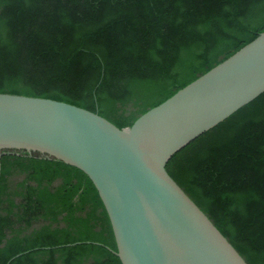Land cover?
<instances>
[{"label": "trees", "instance_id": "1", "mask_svg": "<svg viewBox=\"0 0 264 264\" xmlns=\"http://www.w3.org/2000/svg\"><path fill=\"white\" fill-rule=\"evenodd\" d=\"M263 32L264 0H0V93L123 129ZM0 168V264H122L84 172L8 152ZM166 169L247 264H264V94Z\"/></svg>", "mask_w": 264, "mask_h": 264}, {"label": "water", "instance_id": "2", "mask_svg": "<svg viewBox=\"0 0 264 264\" xmlns=\"http://www.w3.org/2000/svg\"><path fill=\"white\" fill-rule=\"evenodd\" d=\"M262 94L264 32L123 129L62 101L0 93V159L25 153L84 172L122 264H247L166 166Z\"/></svg>", "mask_w": 264, "mask_h": 264}]
</instances>
